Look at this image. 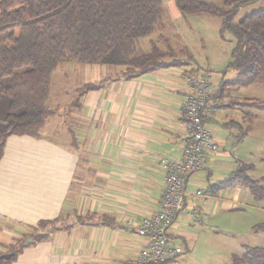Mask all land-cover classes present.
<instances>
[{
	"label": "crops",
	"instance_id": "1",
	"mask_svg": "<svg viewBox=\"0 0 264 264\" xmlns=\"http://www.w3.org/2000/svg\"><path fill=\"white\" fill-rule=\"evenodd\" d=\"M85 69L94 75L83 86H100L85 91L79 100L85 106L70 111L69 121L48 116L39 135L7 138L0 160V253L36 231L48 234L47 239L25 246L12 264L133 262L145 242L138 233L141 219L161 209L166 185L161 160L182 154L187 133L182 120L186 78L201 72L198 67L173 65L133 77L123 65ZM225 93L217 82L213 101L230 98ZM250 110L257 117L258 110ZM245 112L238 105L225 104L206 118L207 124L242 128L247 124ZM235 114L238 118H231ZM214 132L220 148L189 178L192 193L199 188L207 192L209 185L243 161L227 148L228 139ZM202 198L192 195L193 202L188 199L180 213L202 206L204 219L222 208L239 207L238 202L256 209L259 219L253 226L264 221V206L240 182L209 194L207 202ZM42 220L49 223L43 226Z\"/></svg>",
	"mask_w": 264,
	"mask_h": 264
},
{
	"label": "trees",
	"instance_id": "2",
	"mask_svg": "<svg viewBox=\"0 0 264 264\" xmlns=\"http://www.w3.org/2000/svg\"><path fill=\"white\" fill-rule=\"evenodd\" d=\"M248 1L176 0L183 13L207 12L222 17V29L234 33L236 43L228 67L236 69L238 76L221 78L223 93L230 94L233 84L264 79V8L233 21L240 6ZM162 13L163 0H0V160L10 135H39L50 114L47 99L51 76L60 61L123 65L131 77L185 64L180 59L166 60L167 51L157 44L144 50L136 42L155 30ZM99 86L90 83L84 89ZM229 97L228 105L246 110L247 124L239 136L244 137L252 130L256 117L250 109L264 110V98ZM252 168V163L241 161L228 176L209 185L207 193L216 194L240 182L251 190L256 201L263 200L264 176L253 177L249 173ZM46 223L41 221L43 226ZM253 228L264 233V221ZM30 236L28 244L26 236L11 245L8 251L15 254L0 259V264H12L25 246L48 238V234L38 231ZM231 264H264V246H249Z\"/></svg>",
	"mask_w": 264,
	"mask_h": 264
},
{
	"label": "rangeland",
	"instance_id": "3",
	"mask_svg": "<svg viewBox=\"0 0 264 264\" xmlns=\"http://www.w3.org/2000/svg\"><path fill=\"white\" fill-rule=\"evenodd\" d=\"M213 1L223 3V0ZM261 8H264V0H249L240 6L233 21L237 22L243 15ZM161 18L151 34L137 39L140 48L151 49L153 44H157L167 51L165 59L168 61L180 59L186 65H194L200 71H211L226 80L238 76L236 69L228 67L233 59L236 37L230 30L222 29V17L207 12L183 13L176 0H163ZM103 65L105 66L103 63L60 61L51 76L47 99L49 118L60 116L69 121L70 111H80L85 106V103L79 102L85 93L83 85L93 74L90 69L85 71V66L91 68ZM230 87V96L264 98V79L247 85L233 84ZM236 114L241 113L237 110ZM236 114L231 118L237 119ZM209 126L228 139V149L240 155L243 161L253 164V168L249 170L253 177L264 176V110H258L253 130L244 137H239L243 130L241 127H227L221 122L210 123ZM50 128L49 125L48 129ZM243 188L245 192H251L244 185ZM189 202L191 204L193 199H189ZM259 204L264 206V199ZM236 206L239 207L222 208L216 215L209 213L204 219L191 213L195 208L180 213L172 225L176 234L173 240L188 250L159 264H231L233 258L243 255L249 246H264V233L253 228V223L259 219L256 209L238 202ZM200 211L202 213V206ZM28 236L30 235L26 238Z\"/></svg>",
	"mask_w": 264,
	"mask_h": 264
},
{
	"label": "built area",
	"instance_id": "4",
	"mask_svg": "<svg viewBox=\"0 0 264 264\" xmlns=\"http://www.w3.org/2000/svg\"><path fill=\"white\" fill-rule=\"evenodd\" d=\"M186 79L188 91L183 103L182 120L187 126V133L182 154L178 158L166 156L161 160L166 184L161 209L141 219L138 233L145 238L144 246L138 258L129 264H159L176 254L186 253L188 249L184 245L172 242V225L192 195L204 197L205 202L209 198L205 188L190 192L188 181L193 173L208 164L210 153L220 148L221 142L206 118L221 111L230 99L213 101V88L217 82H221V78L211 71L189 74ZM191 213L197 218L203 217L198 207Z\"/></svg>",
	"mask_w": 264,
	"mask_h": 264
},
{
	"label": "water",
	"instance_id": "5",
	"mask_svg": "<svg viewBox=\"0 0 264 264\" xmlns=\"http://www.w3.org/2000/svg\"><path fill=\"white\" fill-rule=\"evenodd\" d=\"M72 220H73V222H77V217L75 215L72 216ZM25 240H26L25 243L28 244L30 241H32V237L28 236V238H26ZM14 252L15 251L1 253L0 254V259H2V258H10V257H12L15 254Z\"/></svg>",
	"mask_w": 264,
	"mask_h": 264
}]
</instances>
